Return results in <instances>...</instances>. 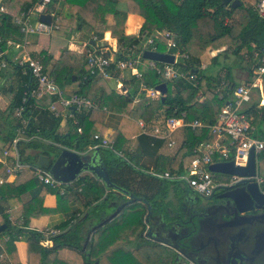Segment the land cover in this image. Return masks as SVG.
Wrapping results in <instances>:
<instances>
[{
    "label": "trees",
    "instance_id": "16d2710c",
    "mask_svg": "<svg viewBox=\"0 0 264 264\" xmlns=\"http://www.w3.org/2000/svg\"><path fill=\"white\" fill-rule=\"evenodd\" d=\"M21 2L19 12L29 13L40 0ZM257 2L258 0H247L246 3L242 1L239 7L232 8L222 5L221 0H123L121 3L116 1L113 3V0H64V4L71 8L68 15L70 21L60 17V14L55 16L54 20L59 28L52 34L58 32L66 37L78 32L89 37L95 22L110 5L112 6L110 11L112 19L106 25V30L117 40L120 47L115 53V61L125 60L129 56L140 54L142 56V51L152 48L151 45L146 46V39L156 31L171 32L177 39L181 51L188 55L192 48L224 50L211 59L210 68L199 67V60L192 55L187 60L179 59L175 68L187 77L191 75L195 77L192 78V83L184 78L165 82L167 95L164 100L149 99L143 92L139 93L140 82L133 77L130 79L131 88L127 93L117 95L90 72L84 53L64 50L61 69L55 77V82L61 89L72 82H78L79 89L76 94L97 103V109L89 110L87 113L71 112L72 118L68 121L69 131L65 135L58 131L60 117L52 118L49 128L41 127L37 122L35 101L29 97L30 91L35 87L34 79L28 71L24 76L21 75L19 86L14 88L12 101L5 110L0 111L1 116L6 119L7 126L6 134H0V155L3 151L12 149V140L17 135V129L23 128L24 134L22 139L17 141L15 149L20 161L28 164L30 168L37 167L39 155H51L45 146L50 149L62 146L79 152L89 149L96 143L94 135L102 138L100 130L105 128L103 119L107 111L121 113L125 117L112 136L113 149L107 147L95 149L106 168L112 186H105L89 175H82L75 181L81 186V194L86 198L85 214L79 210L70 212L67 207L64 208L61 201L66 196L60 194L57 188H46L38 184L34 178L24 184H0L2 214L5 208L22 205L23 227L12 225L3 214L2 222L6 228L0 232V243L4 244L7 251L8 264H22L15 250V243L22 239L26 242L24 264H47L46 260H49L50 264H157L161 258H164L162 264L177 263L176 251L145 237L144 232L147 228L144 222L145 204L151 206L153 214H162L165 219H171L168 215L169 210L178 212L179 208L170 198L171 192L178 201H181L182 198L178 195L182 194L185 185L155 177L152 172L135 164L133 154L125 153L124 156H119L117 152L122 150V145L133 136H137L139 141L149 138L141 135L136 123L139 119L151 124L152 120L159 116L165 120L184 115L187 122L199 119L209 126L216 123L224 106L234 100L233 92L239 85L232 75L233 68L240 67L247 73L246 84H251L256 77L258 58L254 55L259 56L264 52V17L255 9ZM50 6L51 3L47 5V11ZM238 10L242 12L234 17ZM128 14L139 15L144 20L137 33L125 34ZM23 39V35L11 22V16L0 14V50L8 41L22 43ZM136 46L139 48L134 49ZM165 47L161 42L156 43L157 51H161L162 48L166 51ZM170 52L174 53L175 49ZM47 61L45 58L41 59L43 68ZM142 62L143 66L139 67L143 76L141 82L147 88H155L164 83L162 71L157 73L155 69L148 67V60L142 58ZM155 65L163 66L157 62ZM114 69L111 67L110 70L116 75ZM192 69L196 71L193 72ZM253 89L257 90L258 98L254 99L251 96L250 102L244 105L241 112L251 117L255 135L264 139V131L259 128L260 122L264 121V103L260 105L262 98L259 96L258 88ZM137 96L138 102L133 106V100ZM20 106H23V110L21 118L18 119L14 116V110ZM84 120H88L90 124L86 132L80 129ZM183 134L182 143L168 161L171 174H182L187 165L199 155L194 150L210 138L208 127L195 130L185 127ZM161 142L163 141H157L156 149L161 146ZM28 150H33V155L29 154ZM215 160L218 161V158ZM165 161V157H157L156 172H164ZM4 169L0 164V173ZM116 191H122L120 192L122 198H125L126 194H132L143 202L127 206L116 218L96 230L87 247L82 250L86 235L85 222L91 218L101 220L99 213L105 211L111 201L121 198L115 195ZM26 193L30 195V199L22 202V196ZM50 193L56 194L55 208L43 206L45 196ZM57 212L70 213L56 226L61 232L50 239L51 246L47 247L43 245L44 232L29 229L28 223L31 218ZM102 229L104 232L99 235ZM126 244L129 245L128 248H124Z\"/></svg>",
    "mask_w": 264,
    "mask_h": 264
},
{
    "label": "built area",
    "instance_id": "2783aa9c",
    "mask_svg": "<svg viewBox=\"0 0 264 264\" xmlns=\"http://www.w3.org/2000/svg\"><path fill=\"white\" fill-rule=\"evenodd\" d=\"M51 1L52 0H40V3L29 13L20 12L11 17V22L18 28V31L23 35L24 39L30 35L47 36L59 28L56 24V20H54V14L47 11V5L51 3ZM255 9L260 16L264 17V0H258ZM40 13H50L52 15L51 23L46 24L39 21L38 15ZM0 14H6V9L1 4V1ZM32 15L34 18L31 17ZM150 36L146 41V46L151 45L152 47L149 50L157 51L156 43L161 42L166 46V53H170L174 56V63H162V67H157L155 65L156 62L148 60L149 62L147 63V66L155 69L157 73H161L162 71L165 80L164 83L172 82L174 79L179 80L181 78L191 82L192 78L195 76L191 75L190 77H187L175 68L179 59L187 60L190 58V55L181 51L179 43L177 39L173 37V34L169 31H163V33L157 32ZM138 48L139 46L134 47V49ZM172 49H175L174 53L170 52ZM254 56L258 58L255 79L251 84H239L236 87L233 92L234 100L230 103L228 102L224 106L214 125L209 126L201 122L199 119L187 122L184 119V115L177 118H168L153 124H146L143 121L138 122L142 133L165 139L169 148L175 146L174 134L179 128L189 127L191 130H195L202 127H208L210 131V138L194 150V152L199 155L187 165L182 174H171L170 172L160 174L152 172L153 176L183 183L193 194L201 197L210 196L218 186H231L241 181L256 183L260 193L264 194V177L259 173L260 163L264 162V139L255 135V127L251 125V117L241 112L244 105L251 100V90L256 87V81H259L264 77V52L259 56L257 54ZM85 57L86 63L92 74L99 73L104 77H108V72L111 67H114L115 70H129L134 79L140 82L139 93L143 92L144 96L149 99H159L161 97L156 88H147L141 82L143 77L139 70V67L143 64L141 54L129 56L125 60L115 61V59L109 55V52L106 53V51L103 50V47L88 45ZM20 64L25 65L30 76L34 79L35 87L30 91V94L55 97L56 101L63 108L69 110L72 107L76 111H89L96 108V104L85 97L75 93L66 96L55 80L44 71L39 59L24 56L21 58ZM0 66H5L4 56L1 52ZM51 109L54 110L52 107ZM22 110L23 106L16 108V116L21 117ZM22 123L24 127L25 121L23 120ZM21 134H24L23 128L17 130V135L12 140V146L14 149L17 141L22 139ZM93 138L96 143L91 147L92 149H98L99 147L112 149V145L107 139L100 138L99 135H94ZM250 151H253L255 161V174L253 176L247 175L239 177L232 175L229 176L230 179L227 182L214 180L212 172L209 170V166L213 163H217L215 160L216 158H218V162H228L233 160L236 166L245 167L248 164ZM15 152V159L12 160L11 163H4V172L7 176H14L17 171L25 166L24 163L20 161L16 149ZM3 155L7 157L8 151H3ZM32 173L34 179L46 188L55 189L61 186V183L55 181L49 170L44 169V167L37 166L33 168ZM4 181L5 179L0 180V183ZM8 221H10V218H8ZM16 226H21V224ZM60 232L61 230L59 229L45 230L43 245L50 247V239ZM179 264H193V262L181 260Z\"/></svg>",
    "mask_w": 264,
    "mask_h": 264
},
{
    "label": "crops",
    "instance_id": "0c3cea01",
    "mask_svg": "<svg viewBox=\"0 0 264 264\" xmlns=\"http://www.w3.org/2000/svg\"><path fill=\"white\" fill-rule=\"evenodd\" d=\"M0 1H1V4L6 9V14L12 17L13 15L20 13L19 9L22 3L21 0H0ZM114 1H116L117 3H121L123 0H114ZM70 10L71 8L68 5L64 4V0H52L51 6L48 9V11L53 13L54 16H58L60 14V17L64 18L68 22L70 21V18L68 16L70 13ZM31 17L34 18L33 15ZM111 19H112V15L110 16L109 12L104 11L103 14L100 16V18L95 22L92 28L91 34H93V36H89V37L83 36V34L80 32L72 34L69 37H66V35L57 32L56 34L55 33L51 34L48 37L44 35H41V36L30 35L26 39H23L22 43L8 41L5 44L4 48L0 50V52L4 56V63H5L4 67L0 66V111L5 110L9 106L14 96V88L19 86L20 76L21 75L24 76L27 73V69L25 65L20 64V60L24 56H30L32 58L39 59L40 61L41 59H44V58L47 59L48 60L47 64L43 69L54 80L59 70L61 69V57H62L64 50H70V51H74L80 54H83V53L85 54L88 45L98 46V47H103V50H105L106 53L109 52V55L114 59L115 53L120 50V47L117 43V40L115 38H112L110 35V32L106 30V25L108 24V22L111 21ZM143 21H144L143 18L139 15L128 14L126 18V22H125V34L137 33ZM223 50L224 48L220 50H216V51H212L210 49L192 48L189 51V53L190 55H192L193 57H196L199 60L200 67L210 68L211 59L214 56L218 55ZM166 51H159V52L166 53ZM143 64L141 66H143ZM238 69H240L242 72L245 73L244 78L241 77L242 74L238 75V72H237ZM122 71H129V70H115L114 69V72L116 73V75H113L112 74L113 72L109 70L108 77H104L102 74L96 73L95 78L99 79L102 84L106 85L115 94L124 95L131 88L130 79L133 76L131 75V72H130V76L126 77L125 75L122 74ZM232 75L235 78V81L238 82L239 84L247 83V79H248L247 73L244 70H242L240 67L233 68ZM245 76H247V79H246V82L243 83L242 81L245 80L246 78ZM112 82H114L115 84H113ZM32 89H34V87ZM78 89H79L78 82H72L71 84L66 85L64 86V88H62L66 96H69L74 93L76 94ZM29 97L33 98L35 101L34 110L37 111V114H38L37 122H39L40 126L44 128H49L52 124V120H53L52 118L60 117L61 122L58 128V131L59 133L64 134V135L67 134V132L69 131L68 121L72 118V113L89 112L88 110L87 111H76L75 109H74L75 112H73L71 109L70 110L65 109L56 101L55 97H52V96H48V95L38 96L36 94L31 93ZM138 97L139 96L134 98L133 106L135 105V103L138 102ZM95 104H96L95 109H97V103ZM51 107L54 108V110H52ZM14 116L18 119L21 118V117L16 116L15 110H14ZM123 117H125L124 114L107 111L103 119V125L105 126V128L100 130V133L103 139H107L111 143L112 149H113L112 136L115 130L119 128ZM5 120H6L5 117L1 116L0 114V134L1 135L6 134L7 126H6ZM139 121H143V120L139 119L136 122L141 135L147 136L149 138L139 141L137 136H133L130 141L122 145V150L118 151L117 154L119 156H124L125 153H129L130 155L133 154L135 164L141 167L142 169L148 170V172L150 173L156 172L155 162H156L157 157L158 156L165 157L166 158V161L164 162L165 169L163 171L169 172L168 161L173 156L176 149L178 148V146L182 143L184 139V134H183L184 128H179L175 131V134H174L175 146L169 148L167 146V141L165 139L142 133L138 125ZM160 121H162V116L154 118L152 120V124L155 122L158 123ZM89 126H90L89 121L84 120L81 124L80 129L81 131L86 132L88 131ZM100 133H97V134H100ZM158 140H162L163 142H161L162 143L161 146H159V148L156 149L155 144H157ZM91 147L92 146L89 147L90 150H94L97 152L96 159L98 163L103 164L98 151L95 149H92ZM12 149L7 150L8 151L7 157H5L3 153L0 155L1 165L4 166L5 162L11 163V161L15 159L16 152L13 147ZM28 151H29V154L33 155L34 153L33 150H28ZM24 165L25 166H23L19 171H17L14 176H7L4 171L0 173V180L5 179V181L0 184L14 183L18 185V184H24L25 182L33 179L34 178L33 173H32L33 168H30L28 164H24ZM75 181L68 185L66 184V186L64 187L61 186L57 189H59L60 194L63 193V195L66 196L65 200L66 202H68V204H66L64 208L67 207L69 210H71L70 212H73L74 210H79L85 214L87 211V208L84 205L86 198L81 194V186H78L77 182ZM182 189H184L182 194L181 195L179 194V197H181L182 200L186 196L187 191H188L189 196L194 195L187 188L186 185H185V188H182ZM115 195L118 197H121L119 191H116ZM182 195L184 196L182 197ZM170 198L172 199L174 203L178 201V199L174 196L173 192H171ZM29 199H30L29 194H25L22 196V202H27ZM124 199H127V198L121 197L117 199L116 201H111L108 207L106 208V210L99 213L98 215L99 218L101 220L105 219L110 213L114 211L115 206H118L119 204H121L124 201ZM56 205H57L56 198H51L49 195L45 196L43 200L44 207L55 208ZM145 207H146V204H145ZM67 212L65 213L57 212V214L43 215L38 218H31L30 223H28V228L42 231V232L47 229H57L56 226L59 225L64 219L68 217V214L70 212L69 213ZM3 214L6 215L7 220L8 218H10L9 222L12 225L21 224L20 227H23L22 205H16L12 208H5L3 211ZM3 214L0 212V225L3 224L2 222ZM151 216L155 217L157 221H159L160 224L161 222L159 218L164 217L163 215L160 216V214H153V210H152ZM98 221L99 220H97L96 218H91L87 220L84 224V232L87 233L88 230L93 225L98 223ZM164 222H165V218H164ZM148 226H150V223L146 227ZM209 229H211V227H209ZM91 237L92 235L90 236V239ZM3 240L5 242L6 237H4ZM161 245L169 247L168 245H164V244H161ZM15 247H16L15 250H16V254L19 259V262L24 264L26 261V242L23 240H20L15 243ZM4 257L5 256L3 252H0V259Z\"/></svg>",
    "mask_w": 264,
    "mask_h": 264
},
{
    "label": "water",
    "instance_id": "95a60500",
    "mask_svg": "<svg viewBox=\"0 0 264 264\" xmlns=\"http://www.w3.org/2000/svg\"><path fill=\"white\" fill-rule=\"evenodd\" d=\"M221 4L225 6H230L232 8H237L241 5L240 0H221ZM38 20L44 22L46 24H50L52 20V15L50 13H40L38 15ZM142 58L149 61H154L157 63L164 64H173L174 56L170 53L159 52L155 50L146 49L142 51ZM193 72L196 69H192ZM178 80V79H177ZM156 90L161 95V100H164L167 95V86L166 83H161L157 85ZM71 110L73 112L74 108ZM54 153L50 156L48 155H39L37 159V166L40 167H48L49 172L51 173L53 179L61 184H70L78 179V177L82 175H89L94 177L96 180H99L106 186H112V183L109 179L106 168L103 164L98 163L96 161L95 154L91 152L90 149L86 151L79 152L67 147H56L53 149ZM209 170L213 173L228 175V176H253L255 174V161L253 156V151H250L248 157V164L245 167L236 166L234 161L228 162H218L213 163L209 166ZM221 191L220 195L214 196L213 193ZM122 192V191H120ZM126 194L125 192H123ZM213 195L211 194L208 197H202L207 199V201H217L224 200L225 205L230 204L233 206L234 210L237 213L247 212L253 209H257L259 207L264 206V194H261L256 183H250L246 181H241L235 185L231 186H218L214 189ZM201 197V196H200ZM126 198L124 201L115 206L114 211L110 213L105 219L99 220L98 223L93 225L85 235V241L82 245V250H84L87 246V243L90 239L92 233H94L99 228L103 227L105 224L113 220L117 217L127 206L132 205L134 203L143 202L142 199L134 197L132 194H126ZM187 200L194 202L197 201L196 198H186ZM152 214L151 206L146 204V215L144 222L149 225V217ZM233 218V219H232ZM232 218L226 219L225 223L220 224L219 226L233 227L236 226V216L234 215ZM160 222H162V218H159ZM6 228L5 224L0 225V232H2ZM174 228V227H172ZM176 230V229H175ZM173 231L171 230L170 233ZM179 235V231L177 233ZM145 237L149 239L159 242L164 245H168V243L160 241L157 234L153 233L152 226H148L145 231ZM188 239L182 241V244L185 248L189 246ZM223 252L226 256L225 264H233V256L231 255V250L236 248L238 245L235 243L234 239L231 237L224 244ZM175 250L177 247L174 248ZM182 256V257H180ZM232 257V258H231ZM179 258H184L187 261H190L185 257L182 251L178 254L176 258V262ZM195 258H198L195 256ZM183 259V260H184ZM197 264H210V259L205 258L202 262H199L198 259L195 260Z\"/></svg>",
    "mask_w": 264,
    "mask_h": 264
},
{
    "label": "flooded vegetation",
    "instance_id": "af4514ba",
    "mask_svg": "<svg viewBox=\"0 0 264 264\" xmlns=\"http://www.w3.org/2000/svg\"><path fill=\"white\" fill-rule=\"evenodd\" d=\"M221 193L218 191L213 194L217 196ZM186 198H196L197 201L191 202ZM176 204L181 211L169 210L171 219H165L164 222V217H161L163 220L160 224L155 217L150 216L149 222L157 239L168 243L177 255L182 251L193 264H197L196 259L202 262L205 258L210 259V264H225L223 244L232 237L238 245L231 250L233 264H264V206L237 213L233 206L225 205L224 200L207 201L195 194L189 196L188 191L183 200ZM234 215L237 218L236 226H219L225 223L228 216L232 218ZM186 239L189 242L187 248L182 244ZM183 259L179 258L176 264Z\"/></svg>",
    "mask_w": 264,
    "mask_h": 264
},
{
    "label": "rangeland",
    "instance_id": "374dc122",
    "mask_svg": "<svg viewBox=\"0 0 264 264\" xmlns=\"http://www.w3.org/2000/svg\"><path fill=\"white\" fill-rule=\"evenodd\" d=\"M241 2L243 1L244 3H246V1L247 0H240ZM115 1L113 0V3H114ZM112 3V4H113ZM112 10V6L110 5L109 7H108V10H107V12H109V14H110V16H111V11ZM242 11L241 10H238L236 13H235V15H234V17H237V15H239L240 13H241ZM127 18V17H126ZM59 31V30H58ZM159 33L161 32V33H163V31H158ZM154 33H157V31L156 32H154ZM153 33V34H154ZM152 35V34H151ZM156 35V34H155ZM90 36H93V34H91ZM151 37V36H150ZM149 38V37H148ZM146 41H147V39H146ZM166 48V47H165ZM164 49L162 48L161 49V51H163ZM200 67V66H199ZM237 72H238V75L239 74H242L241 75V77L242 78H244V72H242L240 69H238L237 70ZM122 74L123 75H125L126 77H128V76H130V71H122ZM246 78H245V80H243L242 82L244 83V82H246V79H247V76H245ZM240 78V77H239ZM241 82V81H240ZM113 84H115L114 82H112ZM256 88H258V92H259V96L262 98L261 99V101H260V105H262L263 103H264V77H262L259 81H256ZM252 96H253V98L254 99H257L258 98V94H257V90H254L253 88H252ZM155 100V99H154ZM259 128L260 129H262L263 131H264V121L263 122H260V124H259ZM256 129H258V127L256 126ZM22 135L23 134H21V137H22ZM257 136V135H256ZM45 148L49 151V153L52 155L53 153H54V150L53 149H50L49 147H47V146H45ZM91 152L93 153V154H95V157H96V155H97V152L96 151H94V150H91ZM28 153H29V151H28ZM96 161H97V159H96ZM259 173H260V175L261 176H263L264 177V162H261L260 163V167H259ZM212 175H213V178H214V180H217V181H225V182H227L229 179H230V177L228 176V175H223V174H218V173H213L212 172ZM27 194V193H26ZM25 195V194H24ZM51 198H57L56 197V194H48ZM179 196V195H178ZM184 195H182V197H183ZM66 199V198H65ZM65 199L63 198V200L61 201V205H64L65 206V204H68V202H66L65 204H64V201H65ZM178 211L180 212L181 210L180 209H178ZM164 213V212H163ZM169 215V214H168ZM164 216V215H163ZM29 223H30V220H29ZM44 232V231H43ZM104 232V230L102 229L98 234L99 235H101L102 233ZM147 239H149L148 237H147ZM23 241H25L24 239H22ZM121 242V241H120ZM136 243H137V241H136ZM129 244V243H128ZM128 244H126L125 246H124V248L126 247V248H128L129 247V245ZM0 252H3V254H4V258H1L0 259V264H8L7 263V255H6V249H5V247H4V244L3 243H1L0 244ZM163 261H164V258H161V260L160 261H158V263L157 264H162L163 263ZM46 263L47 264H50V261L49 260H46Z\"/></svg>",
    "mask_w": 264,
    "mask_h": 264
},
{
    "label": "bare ground",
    "instance_id": "6f19581e",
    "mask_svg": "<svg viewBox=\"0 0 264 264\" xmlns=\"http://www.w3.org/2000/svg\"><path fill=\"white\" fill-rule=\"evenodd\" d=\"M112 44H113V42H112Z\"/></svg>",
    "mask_w": 264,
    "mask_h": 264
}]
</instances>
